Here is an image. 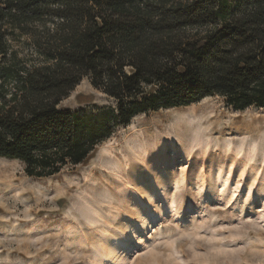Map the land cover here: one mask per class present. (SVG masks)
Returning <instances> with one entry per match:
<instances>
[{
	"label": "trees",
	"instance_id": "1",
	"mask_svg": "<svg viewBox=\"0 0 264 264\" xmlns=\"http://www.w3.org/2000/svg\"><path fill=\"white\" fill-rule=\"evenodd\" d=\"M85 78L112 107H59ZM207 97L264 108V0H0V158L29 178L79 166L136 116Z\"/></svg>",
	"mask_w": 264,
	"mask_h": 264
},
{
	"label": "rangeland",
	"instance_id": "2",
	"mask_svg": "<svg viewBox=\"0 0 264 264\" xmlns=\"http://www.w3.org/2000/svg\"><path fill=\"white\" fill-rule=\"evenodd\" d=\"M59 107L97 112L112 101L85 78ZM189 107L136 116L87 161L45 179L29 178L19 161L0 159V183H10L0 184V264H95L101 250L93 235L103 228L124 242L117 264H264V108L234 112L217 97ZM245 123L252 131L235 130ZM161 136L166 148L153 151ZM146 147L150 155L136 161ZM126 156L123 169L117 160ZM153 160L157 170L185 169L186 176L176 188L165 179L146 207L153 213L140 218L123 201L131 188L125 183L150 172ZM216 166L223 188L214 182ZM112 213L120 218L109 221Z\"/></svg>",
	"mask_w": 264,
	"mask_h": 264
},
{
	"label": "bare ground",
	"instance_id": "3",
	"mask_svg": "<svg viewBox=\"0 0 264 264\" xmlns=\"http://www.w3.org/2000/svg\"><path fill=\"white\" fill-rule=\"evenodd\" d=\"M189 108H192V107H189ZM243 125L244 126L242 127L236 126L235 130L237 132L239 131V133L240 132L249 133L250 131H252L251 125H249L248 123H245ZM206 130L207 128L205 129V131ZM173 137L169 139L171 142L172 149H174L173 148V142H174ZM160 139H159L160 141L158 145L155 144L154 147L152 148L153 151L157 150V151L162 152L166 148L165 138L161 136ZM253 145L250 144L248 146L249 152H254ZM229 146H230V142L226 141L224 145V149L227 150ZM102 151L108 153L107 147L106 146L102 147ZM150 153L151 152H148L147 147L142 148L134 154L135 159L136 161L143 162V160L146 157H148ZM0 159H3V158H0ZM117 161H118L119 167L123 169L127 168L130 162L128 157L124 158L123 161H121L120 159H118ZM156 164H157V161L153 160L151 163L150 172L147 171V173L144 174L143 176L138 175L136 177L134 184L128 181L125 183L126 186L130 185L131 188L130 189L126 188L123 201H125L126 206L128 205L133 206L135 208V214L137 215V217H140V218L141 217L145 218L146 214L153 213V210H150V209L148 210L146 209V207L147 205H149L150 200L156 196V193L159 192L160 188L163 189L165 187V185L163 184L165 179H168L169 184H171L174 188H176V186L179 185L178 183L184 180L186 176L185 169H183L180 174L176 172H167L164 170H159V169L157 170L155 168ZM216 167L217 168L215 169V175H214L215 181L214 182L217 184L218 187L223 188L224 183H225V175H224L222 167L220 166H216ZM192 172L194 173L195 179H198L200 175L199 174L200 170L198 168H193ZM1 183L7 184V185L10 184L9 182L7 183L5 179L4 181H1ZM5 186L3 185V187ZM106 218H108L109 221H116L118 218H120V215L118 213H112V214H108ZM136 221H137L136 219H133L131 222L134 224L136 223ZM131 222L125 225L126 229H131L130 227V225L132 224ZM93 237L96 240H98V247H99V250H101L99 254L100 257L98 259V262L95 264H117L118 262L124 260V257L122 256V250L120 249V246L124 245V242L117 234H114V233L110 234L107 232V229L103 228L101 230H98L97 233L93 235Z\"/></svg>",
	"mask_w": 264,
	"mask_h": 264
}]
</instances>
